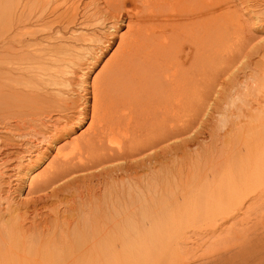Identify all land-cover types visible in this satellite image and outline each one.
<instances>
[{
  "label": "bare ground",
  "instance_id": "6f19581e",
  "mask_svg": "<svg viewBox=\"0 0 264 264\" xmlns=\"http://www.w3.org/2000/svg\"><path fill=\"white\" fill-rule=\"evenodd\" d=\"M64 3L0 0V141L36 151L27 165L18 158L15 177L39 195L33 206L10 191L0 200V264H187L189 230L248 238L243 218L264 203V111L250 126L232 123L236 142L215 158L204 152L193 182L177 174L190 143L179 140L194 134L215 93L211 0Z\"/></svg>",
  "mask_w": 264,
  "mask_h": 264
},
{
  "label": "rangeland",
  "instance_id": "374dc122",
  "mask_svg": "<svg viewBox=\"0 0 264 264\" xmlns=\"http://www.w3.org/2000/svg\"><path fill=\"white\" fill-rule=\"evenodd\" d=\"M84 1L86 2L88 0H84ZM58 5L61 6V11H65L66 3H64V0H58ZM210 8L212 12L211 14H212L213 28H212V38H211L212 64L209 72V79H210L211 88L213 91H215V93L217 92L216 93L217 95L215 93L212 94L211 97L212 99L210 102L211 108L209 110L206 109L205 111V113L207 114L208 112V114L205 115V117L202 116L201 119L197 118L198 120H196L197 125L195 124L196 129L194 130V134L179 140V142L181 141L180 142L181 145H183V142L185 141L186 142L184 144L190 142L188 143V145H184L183 146L184 148L180 145V148L183 149L182 150L180 149L178 153V162H179L180 170L178 169L179 171L177 172V174L180 172L178 174L179 178L184 177L183 181L185 182L188 180L189 183L193 178L192 173H194L195 175L197 173L195 170L196 168L194 166L197 165L199 161H202L207 154L215 158L216 155H219V152H222V150L223 151L228 150L230 147L234 145V143L236 142L235 140L236 139L235 137L237 136L236 134L239 132L237 131V128L234 126L235 128L233 129V131L230 134H226L228 132V129H230V127H232L234 123L237 124V121H239L238 123L240 125L245 126V124H247L246 122H249L250 120V123H248V125L250 126L252 121L253 122L257 121L256 118L254 119V117L255 116L257 117V114L260 113V111H264L263 110L264 109V105H263L264 104L263 102L264 100L263 97L264 96V0H211ZM109 27L110 26H107V24L104 26L100 25V27H98L99 28L98 30H100L101 32L99 31V33L108 31ZM126 30H127L126 27H123L118 35H121ZM1 39L2 38H0V40ZM119 41H120L119 38H117L116 43L114 45L109 47V49L106 48L105 51L103 52L100 62L96 65V67H94L92 71L91 70L89 71L90 75L88 74L87 77L88 84L92 82L93 78L95 77V74L98 73L102 65L116 50ZM77 87L78 86H76V88ZM80 91H78V93H80L81 96L85 94L84 92L81 91L82 92L81 93ZM78 93H75V95H79ZM261 103H263L262 104L263 108L257 109ZM201 110L199 108V113H201ZM239 113H241L240 115L242 117L239 115ZM238 115L240 116L238 117L239 119L236 118ZM251 116L254 117L251 118ZM89 122L90 120L88 121V123ZM87 126H88L87 123L82 126H77V127L75 126L76 132L73 133L74 135H72L71 138L66 137V141L64 142L71 141V139L74 138V136L76 137L79 134H81V132L85 130ZM3 132L5 131L0 130V133ZM7 133L8 132H5V135H8ZM189 139L190 141H187ZM191 140L193 142H191ZM15 141H19L20 145H22L25 140L16 138ZM224 141L227 142V144ZM0 142H1L0 146L1 148H3V149L0 148V162L2 161L4 162V163L2 162L3 166L0 165V168L2 167L1 171L3 170L2 172L3 174L8 173V175H5V177L3 175L2 177L7 182L2 179L3 181L1 184H3V186L1 187L0 185V188H2V190L0 189V191L2 192L4 190L3 193L0 192L1 202L7 200L4 202L5 204L8 202L9 198H10L9 200L12 201L14 200L12 199V197L13 198L16 197L15 198L16 202H20L21 200L22 202H25L28 201L29 199H30L29 202H31L32 200L33 202L28 204H31V206H33L35 200L32 198L34 197L37 198L39 195L37 194V196L35 195L33 197L32 195L31 197L28 196L26 189H24V187H20V188L18 187L19 181L17 178L21 177L18 173L19 171L18 166L20 165L19 163H21L22 159L25 158V160H23L24 162L23 164L27 165L29 163L28 158L35 157L36 151L35 150L28 151L26 150L27 149L26 147H23V145L21 147L19 144L16 143L12 144L13 141L12 142L8 141L7 143L9 145L3 144L4 143L3 139H1ZM64 142H62V144H64ZM228 142H230L231 145ZM38 143L39 142L37 143L35 142V144ZM214 143H216L217 145L216 149L215 147L213 148V146H215ZM14 145L15 146L17 145V147H13ZM228 145L230 146L228 147ZM41 147H47V145L42 144ZM209 147L210 149H208ZM16 148L17 151L15 150ZM18 148H20L19 150L22 151L18 152L19 151ZM211 148H213L212 151ZM27 151L29 153L26 155L25 153ZM52 151L53 153L55 152L54 149H52ZM3 152L8 155L5 156ZM204 152H206L207 154ZM15 153H17L15 155L17 157L14 156ZM200 153L203 154V156H201ZM197 154L200 157H198ZM167 157H169V155ZM18 158H20L21 161ZM3 159L6 160L4 161ZM216 162H217L216 160L213 161L214 164ZM191 163L192 165H190ZM5 164L6 167H4ZM47 164L45 163V165L42 167L41 170H43V168H45ZM181 165L183 167H181ZM10 167L12 169L15 168L16 170L14 169L15 170L14 171L10 169ZM189 169L191 171L190 173L187 171ZM182 170L185 172L182 173ZM186 176H187V180H185ZM11 186L12 189L10 188ZM190 188L192 187L187 186V191L185 190L186 192L185 194L186 197H184L185 203H187L189 200V198H187L189 196L187 192L193 190ZM9 191L11 193L10 195L7 194L9 193ZM173 192H175V190H173ZM5 195L6 196L8 195V199L6 198ZM21 195L22 197L18 198ZM180 195L181 194L179 193V195H177L176 198L177 199L180 198V201H183ZM186 205H184V207ZM246 205L247 207L249 206V204ZM246 208L244 211L245 212L249 211L246 210ZM243 219H244L243 220L244 224L241 223L240 227L244 225V227H246V230L248 226L255 227V228L252 227L253 229L248 228L247 231L250 232L244 234L245 236H247L248 234V238L246 237L247 242L244 236L240 238L236 235L227 236L224 237L225 239L223 238V240L222 238L221 240H219L220 237H217V240H214L215 237H213L212 234H210L209 232L202 233L201 235L196 234L197 236H195L192 230H189L188 234L190 233L191 234L189 236L190 238L188 240L187 245L191 250L193 249L194 256L192 257L190 256V259L187 264H195L196 262H197L196 264H206V263L208 264L210 262H213V260H215L217 257L222 255L227 257L224 260V263L222 264H264V260L261 262L257 260V257L258 258L264 257V203L258 206L257 209L254 210L252 209V211L247 213L246 217ZM240 227H238L240 231H242L243 229L245 231L244 227H242V230ZM255 260L258 262H256Z\"/></svg>",
  "mask_w": 264,
  "mask_h": 264
}]
</instances>
